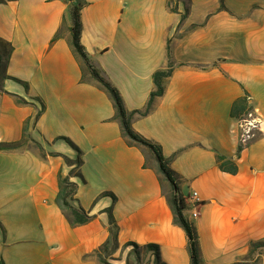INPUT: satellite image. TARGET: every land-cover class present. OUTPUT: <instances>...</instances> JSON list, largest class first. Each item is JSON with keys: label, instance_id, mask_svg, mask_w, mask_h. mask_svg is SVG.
Here are the masks:
<instances>
[{"label": "crops", "instance_id": "crops-1", "mask_svg": "<svg viewBox=\"0 0 264 264\" xmlns=\"http://www.w3.org/2000/svg\"><path fill=\"white\" fill-rule=\"evenodd\" d=\"M80 2L82 45L128 111L143 110L153 75L174 65L164 95L133 129L159 145L177 173L203 264L248 259L251 244L264 241V0H2L0 38L13 46L7 73L23 84L0 85V143L22 141L26 126L31 141L0 151V262L99 264L100 251L111 264H128L132 242L158 245L166 264H191L154 156L126 143L108 94L89 76L82 81L71 46L72 6ZM246 93L260 125L241 148L231 110ZM63 137L83 152L72 205L92 220L78 227L56 203L59 177L72 170L63 156H77ZM218 156L238 173L222 171Z\"/></svg>", "mask_w": 264, "mask_h": 264}, {"label": "trees", "instance_id": "trees-1", "mask_svg": "<svg viewBox=\"0 0 264 264\" xmlns=\"http://www.w3.org/2000/svg\"><path fill=\"white\" fill-rule=\"evenodd\" d=\"M69 1V0H65ZM2 2V0H0ZM85 3H79L76 6H72V18L73 25L71 28V46L74 50V53L79 58L83 76L82 81H87V76L98 85L99 88L104 90L110 99L113 102L114 109L116 112V119L118 120L121 128V133L123 139L126 143L131 147H136L141 150L149 151L155 158L157 163V174L160 176L162 181H167L171 187V193L168 195L166 193V198L170 209L173 213L174 224L181 227L188 237V250L190 254L191 264H203L201 258V249L199 244L198 233L196 227L192 222L188 220L185 216V211L187 210V203L185 198L180 192L179 186V177L177 173L171 168L170 162L165 158L162 152V148L153 143L152 141L144 138L142 135L135 132L133 129L132 122L136 116L146 117L148 116L153 108L155 101L162 97L165 93V81L170 78L174 71V65L169 62V65L166 69L157 71L153 75V81L155 85V90L151 93L150 98L146 107L143 110L138 111H128L125 107L124 100L118 91V89L102 74V72L97 69L91 62L84 46L81 42V34H82V22L80 13ZM60 37V33H57L54 40ZM13 53V46L0 38V85L7 79H12L8 76L7 67L10 61V58ZM14 81H18L17 79H12ZM23 84V83H21ZM24 87L28 89V86L24 84ZM18 103L26 104L24 100L18 99ZM254 111V107L250 103L249 95L246 93L243 97L237 99L231 110V116L239 121L245 119V117L251 112ZM64 140L77 154L74 160L63 156L67 165L72 167L71 173L69 177H59V193L56 199V203L59 208L64 213L68 222L72 227H78L89 223L92 220V216L89 212L84 210L81 207H75L72 205V202L76 201V194L78 185L71 181L72 177L78 178L80 180H84L81 169L83 166V152L82 150L76 146L70 139L63 137ZM30 140V134L28 131V127L24 128V134L22 141L18 143H0V151H13L19 149L25 145ZM41 151L43 149L39 147ZM241 150V149H240ZM46 156V155H44ZM52 156H58L57 154H52ZM219 168L227 173L232 175H236L238 173L237 165L230 160H227L223 157H217ZM147 166V165H146ZM103 195H107L112 197L113 201L116 202V197L110 193H104ZM109 214V231L112 237V241L114 246L118 245V233L119 229L116 223V220L112 213V208L107 210ZM260 243H252L251 244V252L250 257L245 259L242 262L235 264H259V258H252L253 250L259 247ZM126 247L132 246L135 250L136 259L138 263L141 262L140 251H145L146 253L152 252L154 256V264H166L162 261L160 255V247L156 244H148L145 246H139L135 243L129 242L125 245ZM96 256L98 258L99 264H111L107 259H105L100 251H97ZM0 264H4L0 262ZM129 264V262H128Z\"/></svg>", "mask_w": 264, "mask_h": 264}, {"label": "built area", "instance_id": "built-area-1", "mask_svg": "<svg viewBox=\"0 0 264 264\" xmlns=\"http://www.w3.org/2000/svg\"><path fill=\"white\" fill-rule=\"evenodd\" d=\"M260 120L256 116V111H251L245 119L240 121V146L241 148L246 147L256 136V131L259 130ZM195 203H198L200 200L197 197V193L192 195ZM196 212L193 213V217H197Z\"/></svg>", "mask_w": 264, "mask_h": 264}, {"label": "rangeland", "instance_id": "rangeland-1", "mask_svg": "<svg viewBox=\"0 0 264 264\" xmlns=\"http://www.w3.org/2000/svg\"><path fill=\"white\" fill-rule=\"evenodd\" d=\"M171 193V189L169 192H167V194L169 195ZM130 251L133 254V257H129L128 262L129 264H146L148 263L149 259L151 258V256L153 255L152 252H148L146 253L145 251H140V256H141V262L138 263L137 259H136V254H135V250L134 248L130 247ZM252 258L254 257H258L259 260V264H264V241L261 242L260 246L255 248L253 250L252 253ZM259 255V256H258ZM131 256V254H130Z\"/></svg>", "mask_w": 264, "mask_h": 264}]
</instances>
